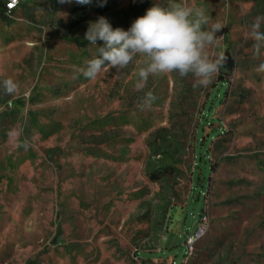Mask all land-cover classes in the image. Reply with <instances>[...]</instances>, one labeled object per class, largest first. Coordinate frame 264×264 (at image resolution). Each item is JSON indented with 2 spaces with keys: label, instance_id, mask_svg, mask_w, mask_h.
<instances>
[{
  "label": "rangeland",
  "instance_id": "374dc122",
  "mask_svg": "<svg viewBox=\"0 0 264 264\" xmlns=\"http://www.w3.org/2000/svg\"><path fill=\"white\" fill-rule=\"evenodd\" d=\"M156 2L27 0L0 13V80L20 86L0 91V264H264V54L244 39L264 0H185L224 25L210 54L233 59L207 88L171 73L137 92L142 57L94 81L74 71L103 46L84 38L89 21L128 30ZM147 91L157 100L142 111ZM203 212L209 230L187 256Z\"/></svg>",
  "mask_w": 264,
  "mask_h": 264
},
{
  "label": "clouds",
  "instance_id": "9594fccd",
  "mask_svg": "<svg viewBox=\"0 0 264 264\" xmlns=\"http://www.w3.org/2000/svg\"><path fill=\"white\" fill-rule=\"evenodd\" d=\"M61 4L75 2L89 5L92 0H58ZM135 3L136 0H133ZM107 0H97L99 7H104ZM166 4V6H164ZM264 17L258 16L250 30L244 35L251 40L253 59H259L264 49V31L261 26ZM224 28L203 6L190 5L185 0H157L146 10L143 16L135 19L128 30L113 28L109 20L99 16L89 21L84 38L93 45L102 41L97 47V56L86 60L84 67L76 68L78 75L87 80H96L105 70L115 69L117 73L126 69L137 57H142L137 71L134 89L143 92L150 77L177 73L180 78L189 75L193 78V88H207L216 77L227 57L223 51L210 54V49L218 47L220 36L217 33ZM264 73V62L256 69ZM19 84L12 78L0 80V91L4 95H14ZM157 97L151 91L144 93L138 107L142 111L151 110ZM10 138L18 133L11 129ZM28 151L31 143L25 139L17 143Z\"/></svg>",
  "mask_w": 264,
  "mask_h": 264
},
{
  "label": "trees",
  "instance_id": "16d2710c",
  "mask_svg": "<svg viewBox=\"0 0 264 264\" xmlns=\"http://www.w3.org/2000/svg\"><path fill=\"white\" fill-rule=\"evenodd\" d=\"M0 13L7 14V5H6L5 0H0ZM70 40L72 42H74L75 44H82V43H79L78 41H76L75 39H70ZM87 43H89V42H87ZM87 43H83L84 45H82V46L87 45ZM225 55H226L227 59L221 68L226 73H230L234 69L233 59H232L229 51H227ZM225 86H226V81H222L219 84L215 93H213L209 97V100L207 101V105H206V113L201 118L202 124L199 125L198 131H197L199 137L197 138V148L195 150L198 168H200V164L202 163V156L204 154H206L205 147L203 145V127H202V125H204L210 119V116L213 112L214 107L216 106L217 102L220 101L221 98L223 97V95L225 94V88H224ZM194 174H197L196 170L194 171Z\"/></svg>",
  "mask_w": 264,
  "mask_h": 264
},
{
  "label": "built area",
  "instance_id": "2783aa9c",
  "mask_svg": "<svg viewBox=\"0 0 264 264\" xmlns=\"http://www.w3.org/2000/svg\"><path fill=\"white\" fill-rule=\"evenodd\" d=\"M7 5V14H11L14 9L19 7L22 3L27 0H5ZM210 227L209 216L203 212L200 216V220L195 232L188 234L185 241V246L188 249L187 256L194 253V250L199 241L206 235Z\"/></svg>",
  "mask_w": 264,
  "mask_h": 264
}]
</instances>
